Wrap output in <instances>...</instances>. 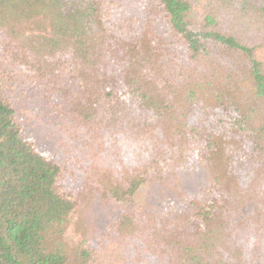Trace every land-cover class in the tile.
I'll list each match as a JSON object with an SVG mask.
<instances>
[{"label": "trees", "instance_id": "obj_1", "mask_svg": "<svg viewBox=\"0 0 264 264\" xmlns=\"http://www.w3.org/2000/svg\"><path fill=\"white\" fill-rule=\"evenodd\" d=\"M0 264H264V0H0Z\"/></svg>", "mask_w": 264, "mask_h": 264}, {"label": "rangeland", "instance_id": "obj_2", "mask_svg": "<svg viewBox=\"0 0 264 264\" xmlns=\"http://www.w3.org/2000/svg\"><path fill=\"white\" fill-rule=\"evenodd\" d=\"M24 137L29 140L34 139L35 141L41 139L40 136L38 138L36 135H28L27 133L24 134ZM37 147L48 156V146L38 144ZM109 148L110 146L107 145V153ZM198 160H195L189 168L180 169L177 177H175L176 175L162 176L159 180H153L155 182L145 183L135 194L134 200L151 209L181 206L183 200L181 195L180 197L178 196V191L167 192L171 190L173 185L184 184L187 181L186 177L195 180L197 176L202 177L207 175L206 167L203 164H198ZM83 190H86V187ZM82 192L80 188V192L78 190L80 204L75 208L71 217V224L65 234V237L70 242H77L83 236H89L94 232V229L101 230L118 214L116 203L109 197H104L100 194L93 196L86 192L81 196Z\"/></svg>", "mask_w": 264, "mask_h": 264}]
</instances>
